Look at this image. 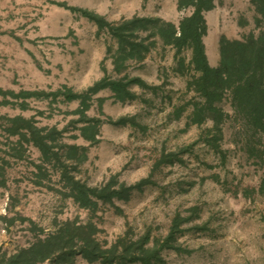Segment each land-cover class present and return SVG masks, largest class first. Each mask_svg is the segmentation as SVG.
Instances as JSON below:
<instances>
[{
  "label": "rangeland",
  "instance_id": "1",
  "mask_svg": "<svg viewBox=\"0 0 264 264\" xmlns=\"http://www.w3.org/2000/svg\"><path fill=\"white\" fill-rule=\"evenodd\" d=\"M188 14L189 9L179 11L180 18ZM260 31L247 30L238 36L258 35ZM190 54L187 50L181 56ZM173 55L168 50L158 56L159 64L163 63L158 81L152 77L148 87L133 86L139 96L134 103L130 100L118 105L102 97L103 104L98 100L95 109L87 110V116L98 118L100 123L99 141L94 145L76 138L85 125L76 113L77 103L68 104L67 99L60 98L51 107L45 102L36 105L37 110L46 112L40 124L67 127L61 142L86 145L88 158L73 171L76 178L90 186L101 185L115 174L128 185L149 178L154 183L134 190L128 200H115L114 205L100 203L98 211L92 212L57 191L62 188L60 174L53 172L51 165L46 167L50 177L46 171L44 177L38 176V154L34 166L12 164L9 171L13 177L22 181L33 178L37 184L26 188L14 182L12 192L20 197L21 213L10 229L2 216L9 213L12 202L9 194L0 190V264H7L20 250L56 233L66 221L94 223L99 230L96 238L109 245L128 231L134 238L149 234L152 240L163 243L177 214L188 219L182 223L183 232L177 234L175 244L184 251L163 250L167 264H264V196L258 193L264 168L247 151L249 142L260 138L247 133L233 113L223 125L218 147L209 145L207 138L215 135V131L210 132L213 122L191 123L193 107L187 103L195 93L187 90L189 75L179 77L167 71ZM87 91L81 96H87ZM95 95L90 98L96 100ZM224 106L232 114L228 102ZM125 115L135 123L118 124ZM163 152L178 153L180 159L158 165ZM39 264L52 263L47 260ZM74 264L89 263L77 256Z\"/></svg>",
  "mask_w": 264,
  "mask_h": 264
},
{
  "label": "trees",
  "instance_id": "2",
  "mask_svg": "<svg viewBox=\"0 0 264 264\" xmlns=\"http://www.w3.org/2000/svg\"><path fill=\"white\" fill-rule=\"evenodd\" d=\"M252 5L258 14L255 23L256 28L261 30L260 33H250L242 39H228L223 36L220 41L221 59L217 67L209 64L204 44V37L209 30L205 13L214 8L213 0H180L179 9H189L190 14L183 17L178 26L157 17L136 16L120 23H109L102 16L86 12L84 14L95 20L101 29L107 28L118 40L119 49L114 56L116 71L126 67L129 59L140 61L145 58L156 46L154 38L159 37L164 45L176 48V71L183 76H190L187 90L195 93L187 103L193 107L191 123L202 125L211 120L213 127L210 132L215 131V135L207 138L206 142L218 147L223 125L231 117L224 104L230 103L235 118L241 122L244 130L252 137L260 138L258 141H250L247 151L264 168V0H252ZM187 50L191 51L188 62L186 56H181ZM138 83L142 87H148L144 82ZM106 87H111L122 101L127 97H134L123 79L108 81V78H104L88 89V95L81 98L79 114L80 122L85 123L80 128L81 134L91 145L99 141L100 123L98 118H89L86 111L90 107V96ZM184 108L178 112V116ZM131 121L133 122L130 117L124 116L117 123L127 124ZM19 124L22 125V122ZM64 131L58 130L56 126L31 128V139L44 156L43 162L38 165V176L44 177L46 171V176L50 177L46 167L51 165L53 172L60 174L59 183L62 188L57 191L72 198L81 208L97 212L100 203L114 205L115 200H128L134 190L142 189L150 182L154 183L149 178L128 185L115 174L101 185H88L73 173L79 163L87 160V148L61 142ZM64 149L67 151L63 154ZM178 155L175 152H163L158 165L173 163L174 159H180ZM258 193L264 196V173ZM184 221L188 219L176 215L170 234L163 243L157 239L152 240L149 234L134 238L128 231L110 245L96 238L95 234L99 230L94 223L66 221L56 233L20 250L7 264H39L47 260L52 264H74L77 256H81L89 264H167L162 255L163 250L174 249L178 253L184 251L175 245L177 234L183 232L181 225Z\"/></svg>",
  "mask_w": 264,
  "mask_h": 264
},
{
  "label": "crops",
  "instance_id": "3",
  "mask_svg": "<svg viewBox=\"0 0 264 264\" xmlns=\"http://www.w3.org/2000/svg\"><path fill=\"white\" fill-rule=\"evenodd\" d=\"M213 2L214 8L205 13L209 30L204 44L209 64L217 67L221 59V38L242 39L238 36L240 32L255 31L258 14L252 0ZM179 4L180 0H0V190L7 192L12 202L9 213L2 216L3 220L7 218L8 229L16 225L21 213L18 208L20 197L12 192L14 182L18 187L23 184L26 188V185L37 184L33 178L30 179L32 182L16 179L10 174L9 166L14 163L34 166L37 154L41 163L44 160L41 149L31 139V128L56 126L60 131L67 129L40 124L39 119L46 112L37 110V104L45 102L51 107L64 98L67 99L65 103L75 102L80 109L81 95L104 78L108 81L123 79L134 97L122 101L111 87H106L94 94L97 102L90 99L88 111L95 109L98 100L103 104V98H111L118 105L129 104L130 100L134 103L139 96L133 86H138V82L152 85L150 79L159 77L158 70L163 65L159 64L158 56L168 50L174 55L173 64L166 68L167 71L188 77L176 71V48L164 45L159 37L154 38L156 46L145 58L140 61L129 59L126 67L116 71L114 56L119 49L118 40L84 12L102 16L109 23H120L137 16L157 17L178 26L182 19ZM187 58L188 62L191 54ZM151 68H154L153 73ZM162 77L160 79L165 80ZM136 79L139 81L134 82ZM228 104L232 116L234 110ZM79 109L76 113L80 117ZM76 138L91 145L82 134H77Z\"/></svg>",
  "mask_w": 264,
  "mask_h": 264
}]
</instances>
